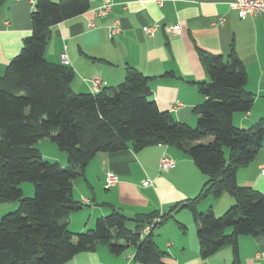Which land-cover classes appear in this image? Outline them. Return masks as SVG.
<instances>
[{
  "label": "trees",
  "instance_id": "1",
  "mask_svg": "<svg viewBox=\"0 0 264 264\" xmlns=\"http://www.w3.org/2000/svg\"><path fill=\"white\" fill-rule=\"evenodd\" d=\"M88 8V0H35L31 32L0 75V202H18L0 217V264H60L98 244L114 254L132 245L134 259L142 264H166L152 230L181 207L192 214L202 257L228 243L230 263L240 264L237 236L264 233V193L239 185L235 173L255 158L264 135V114L246 128L232 122L234 112H247L253 104L244 88L243 63L233 49L226 57L198 51L208 80L196 84L204 100L193 107L195 125L162 110L153 99L150 77L131 66L116 85L74 92L73 68L49 62L43 52L51 26ZM45 138L65 152L63 167L41 156L36 143ZM157 144L173 145L190 156L206 176L200 191L163 213L129 218L112 208L92 228L70 231L68 214L82 207L71 193L73 179L83 175L96 152L129 146L136 152ZM25 181L34 186L32 196L22 195ZM223 192L234 203L222 214L197 210V202L208 194ZM154 217L159 220L141 237V228ZM129 220L135 224L130 229ZM227 227L231 232L224 231Z\"/></svg>",
  "mask_w": 264,
  "mask_h": 264
},
{
  "label": "crops",
  "instance_id": "2",
  "mask_svg": "<svg viewBox=\"0 0 264 264\" xmlns=\"http://www.w3.org/2000/svg\"><path fill=\"white\" fill-rule=\"evenodd\" d=\"M112 1L106 15H94L101 0H88L86 11L51 26L44 56L59 64L61 51L66 52L67 65L75 72L70 83L74 92H94V78L100 80L99 88L116 85L125 77L126 67L131 66L150 77L153 99L162 110L195 125L193 107L204 100L196 84L208 80L198 51L226 57L233 49L246 70L244 88L252 94L253 104L247 112H234L232 122L246 128L264 114V13L239 17L231 7L236 0ZM32 10L29 0H0V75L31 32ZM89 21L92 26L87 25ZM113 24L119 27L116 33L110 32ZM153 24L158 25L157 29L147 35L144 27ZM169 25H179V30H165ZM49 142L52 140L45 138L36 143L41 156L63 165L66 158L56 151L54 142ZM164 153L175 163L166 171L157 164ZM192 161L186 152L164 144L146 146L136 152L131 146L114 153L96 152L84 166L83 175L73 179L71 193L82 207L68 214L69 229L90 228L98 216L106 215L112 208L133 218L166 212L175 203L194 197L206 176ZM261 164H264V135L255 158L235 172L237 183L264 193ZM108 172L118 179L106 187ZM144 180L149 182L145 184ZM21 188L25 195L32 193L27 183L21 184ZM233 203L228 192L219 197L208 194L197 202L196 208L205 212L212 209L215 215H220ZM16 205L17 201L0 202V217ZM190 213L187 207L178 208L152 230L153 241L164 253L162 261L231 264L232 246L228 243L207 257L200 255ZM127 226L134 227V221L129 220ZM231 230V227L224 229L226 233ZM237 237L239 263L264 264V233ZM134 251L131 245L114 254L106 245L98 244L60 264H142L134 259Z\"/></svg>",
  "mask_w": 264,
  "mask_h": 264
},
{
  "label": "built area",
  "instance_id": "3",
  "mask_svg": "<svg viewBox=\"0 0 264 264\" xmlns=\"http://www.w3.org/2000/svg\"><path fill=\"white\" fill-rule=\"evenodd\" d=\"M32 5L34 4L35 0H29ZM113 4L112 0H101V4L99 7L95 10L94 15L95 16H103L106 15L108 10H110L111 6ZM231 7L237 10V13L239 17H245L247 15H258L264 13V0H236L233 3H231ZM92 21H89L87 25L92 26ZM158 25H146L144 27V32L147 33V35H152L154 31L157 29ZM119 30L118 25L113 24L110 28L111 33H116ZM165 30L168 31H178L179 25H169L165 27ZM60 61L61 63L68 64V57L66 52L61 51L60 53ZM100 85V80L98 78L93 79V89L94 92L98 91ZM158 167L160 170H168L174 166V160L168 156L167 154H162L159 161L157 162ZM260 172L264 173V164H261L260 166ZM105 185L106 187H109L113 183L117 181V175L108 172L106 177ZM149 181L144 180L143 183L147 184ZM86 201V200H85ZM159 220L158 217H154L150 222L146 223L140 230V236L143 237L145 234H147L151 227Z\"/></svg>",
  "mask_w": 264,
  "mask_h": 264
},
{
  "label": "rangeland",
  "instance_id": "4",
  "mask_svg": "<svg viewBox=\"0 0 264 264\" xmlns=\"http://www.w3.org/2000/svg\"><path fill=\"white\" fill-rule=\"evenodd\" d=\"M49 143H52V142H49ZM52 145L55 147L56 151H58L59 153H61L60 155H63V156L66 158V155L64 154L65 152L59 150L58 147H57L54 143H52ZM58 155H59V154H58ZM60 158L62 159V156H61ZM45 159H46V158H45ZM46 160H47V159H46ZM49 161H50V160H49ZM66 162H67V160L65 159L63 165L61 164L62 167L66 164ZM25 183H27L28 185H30V187L32 188V193H34V186H33V184H32L31 182H27V181L22 182L21 184H25ZM32 193H30L29 195H25V193H23L22 195H24V196H32V195H33ZM16 206H17V205H16ZM16 206H15V207H16ZM15 207H14V209H15ZM129 226H130V224H129ZM92 227H93V226H92ZM92 227H90V228H92ZM90 228L88 227V228H86L85 230L90 229ZM70 231H73V230L70 229ZM73 232H78V231H73ZM79 232H81V231H79Z\"/></svg>",
  "mask_w": 264,
  "mask_h": 264
}]
</instances>
